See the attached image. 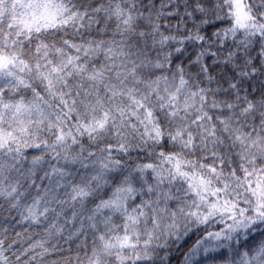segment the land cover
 I'll return each instance as SVG.
<instances>
[{
	"label": "snow or ice",
	"instance_id": "snow-or-ice-1",
	"mask_svg": "<svg viewBox=\"0 0 264 264\" xmlns=\"http://www.w3.org/2000/svg\"><path fill=\"white\" fill-rule=\"evenodd\" d=\"M0 264H264V0H0Z\"/></svg>",
	"mask_w": 264,
	"mask_h": 264
}]
</instances>
